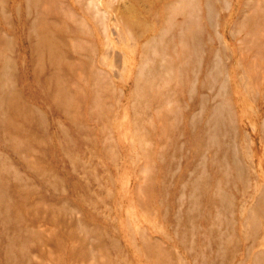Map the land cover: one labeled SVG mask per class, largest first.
Segmentation results:
<instances>
[{
	"label": "rangeland",
	"instance_id": "374dc122",
	"mask_svg": "<svg viewBox=\"0 0 264 264\" xmlns=\"http://www.w3.org/2000/svg\"><path fill=\"white\" fill-rule=\"evenodd\" d=\"M219 5L0 0V264H264V0Z\"/></svg>",
	"mask_w": 264,
	"mask_h": 264
},
{
	"label": "bare ground",
	"instance_id": "6f19581e",
	"mask_svg": "<svg viewBox=\"0 0 264 264\" xmlns=\"http://www.w3.org/2000/svg\"><path fill=\"white\" fill-rule=\"evenodd\" d=\"M182 1V3L183 2H186V3H189V4H191V1H194V0H181ZM219 1V4L221 5L222 3H226V0H218ZM209 1H207V4H206V7H200V8H198L197 9V14L200 12V13H202L204 16H205V25L207 24V26H211V24H212V26L213 25H215V23H216V21L213 23V18H214V15H213V11L212 10H218L217 8H215V7H217V6H215V7H213V9H212V6H211V4L212 3H208ZM211 2V1H210ZM216 4V3H215ZM219 5V6H220ZM215 12H217V11H215ZM187 14H189V15H191V17H193L194 15H195V8L194 9H189V11L187 12ZM196 14V15H197ZM215 14V13H214ZM202 17V16H201ZM202 23V22H201ZM184 26L185 25H188V26H190V27H193L194 25H198V24H194V22H193V20H190V21H184L183 23H182ZM215 28H216V25H215ZM181 30H183V29H181ZM202 41V40H201ZM206 43V42H205ZM181 45L183 46V47H189L190 48V50L191 51H196V49H195V46H196V38H195V35H193V36H190L188 39H182V43H181ZM199 45V44H198ZM201 46V45H200ZM204 46H206V45H204ZM202 47V46H201ZM191 59H192V57H191ZM193 60V59H192ZM187 62H189V61H187ZM190 64V63H189ZM193 64H194V62H193ZM195 65V64H194ZM189 66V65H188ZM169 109V108H168ZM219 116H220V114H218ZM218 117V116H217ZM161 123V122H160ZM249 210V209H248Z\"/></svg>",
	"mask_w": 264,
	"mask_h": 264
}]
</instances>
